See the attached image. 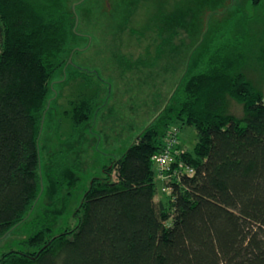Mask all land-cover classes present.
Returning a JSON list of instances; mask_svg holds the SVG:
<instances>
[{"label": "trees", "instance_id": "trees-1", "mask_svg": "<svg viewBox=\"0 0 264 264\" xmlns=\"http://www.w3.org/2000/svg\"><path fill=\"white\" fill-rule=\"evenodd\" d=\"M75 22L69 0H0V239L28 220L34 226L24 250L0 264H264V94L243 72L241 38L217 37L184 72L163 110L91 179L74 227L53 234L54 208L34 215L49 188L53 207L78 182L66 177L61 150L44 167L40 143L55 84L94 85L85 69L68 74ZM97 99L74 103L69 142L83 141ZM174 125L194 126L198 140L189 151L179 138L163 179L153 157ZM180 163L194 172L175 174Z\"/></svg>", "mask_w": 264, "mask_h": 264}, {"label": "rangeland", "instance_id": "rangeland-1", "mask_svg": "<svg viewBox=\"0 0 264 264\" xmlns=\"http://www.w3.org/2000/svg\"><path fill=\"white\" fill-rule=\"evenodd\" d=\"M79 1L69 0V6ZM76 13L79 36L72 56L76 67H69L68 74L85 69L94 85L88 87L80 77L55 84L57 94L43 123L44 167L48 154L61 150L67 153L66 177L71 181L78 177L76 185L64 186L53 207L49 188L34 213L54 208L53 234L78 223L75 210L91 179L101 176L104 166L119 158L163 110L184 72L210 51L217 37L244 41L243 72L264 94V63L259 59L264 48V0L259 5L253 0H84ZM95 94L97 109L83 141L69 142L74 103ZM231 113L242 117L243 106L232 101ZM180 127V143L192 151L197 130ZM163 197L159 185L157 199ZM33 232L32 219L0 239V258L10 250H24L22 241Z\"/></svg>", "mask_w": 264, "mask_h": 264}, {"label": "built area", "instance_id": "built-area-1", "mask_svg": "<svg viewBox=\"0 0 264 264\" xmlns=\"http://www.w3.org/2000/svg\"><path fill=\"white\" fill-rule=\"evenodd\" d=\"M179 138L180 128L174 125L167 132L163 149L160 152L156 153L153 157L157 172L163 179L168 178V175L165 174V171H169L171 169V165L175 162V157L178 154V151L176 149L179 145ZM179 165L180 170L175 172V174H180L183 172L192 174L194 172L192 167L185 166L184 163H180Z\"/></svg>", "mask_w": 264, "mask_h": 264}, {"label": "water", "instance_id": "water-1", "mask_svg": "<svg viewBox=\"0 0 264 264\" xmlns=\"http://www.w3.org/2000/svg\"><path fill=\"white\" fill-rule=\"evenodd\" d=\"M82 1H84V0H80L79 2H76V3H74L73 5H72V10L74 11V13L76 14V24H75V27H74V32H76L77 34H79L78 32H77V30H76V28H77V25H78V21H79V17H78V15H77V13H76V6L80 3V2H82ZM75 52V49L72 51V53H71V55H70V57H69V63H72V56H73V53ZM44 120V119H43Z\"/></svg>", "mask_w": 264, "mask_h": 264}, {"label": "crops", "instance_id": "crops-1", "mask_svg": "<svg viewBox=\"0 0 264 264\" xmlns=\"http://www.w3.org/2000/svg\"><path fill=\"white\" fill-rule=\"evenodd\" d=\"M181 147H182L183 149H186V150H188V149H187V148L184 146V144H183V143H181ZM159 185H160V186H162V185H161V183H159ZM161 189H162V188H161Z\"/></svg>", "mask_w": 264, "mask_h": 264}]
</instances>
